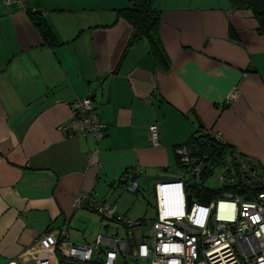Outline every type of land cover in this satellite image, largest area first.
<instances>
[{"label":"crops","instance_id":"1","mask_svg":"<svg viewBox=\"0 0 264 264\" xmlns=\"http://www.w3.org/2000/svg\"><path fill=\"white\" fill-rule=\"evenodd\" d=\"M25 3L0 1V264H37L40 237L63 226L69 241L72 230L85 239L74 222L84 218L89 227L90 213L102 229L84 244L112 225L124 238L117 221L105 225L87 207L76 209L77 195L116 205L129 220L147 219L129 217L123 175L136 176L137 192L156 206L155 184L182 178L177 150L193 146L199 129L220 134L264 169V36L237 0H153L167 70L147 38L134 41L121 13L135 1ZM38 17L53 41L42 36ZM87 96L104 124L100 139L59 129L73 102ZM153 124L159 146L150 141Z\"/></svg>","mask_w":264,"mask_h":264},{"label":"built area","instance_id":"2","mask_svg":"<svg viewBox=\"0 0 264 264\" xmlns=\"http://www.w3.org/2000/svg\"><path fill=\"white\" fill-rule=\"evenodd\" d=\"M1 3L25 0H0ZM239 94L234 90L228 101ZM66 135L91 133L96 139L104 136V124L91 97L73 102L72 118L59 126ZM225 144L218 133L206 131ZM150 141L160 145L157 124L150 126ZM181 179L155 184L156 216L154 219L129 220L117 215L116 205L80 192L75 208L87 207L103 218L107 225L117 221L126 229L125 237L98 234L93 244H77L68 240V226L54 229L40 237L37 264H60L58 256L81 264H264V169L253 157L233 149L231 155L215 162L198 147L182 145L177 150ZM215 167L221 172L208 202H189L195 188L207 187L206 178ZM120 186L131 193L139 189V179L127 172ZM183 191V204L166 206L164 195ZM150 225V232L137 239L134 229Z\"/></svg>","mask_w":264,"mask_h":264},{"label":"trees","instance_id":"3","mask_svg":"<svg viewBox=\"0 0 264 264\" xmlns=\"http://www.w3.org/2000/svg\"><path fill=\"white\" fill-rule=\"evenodd\" d=\"M135 2V7L121 10L122 15L134 26V41L147 38L157 65L163 70H167L169 68L168 58L157 35L160 21L159 12L153 8V0H135ZM237 2L252 12L257 22L256 31L259 35L264 36V0H237ZM35 15L37 14L35 13ZM36 23L40 27L44 39L53 41V35L45 22L38 17ZM197 133V137L192 139L193 146L198 147L200 152L207 154L211 160L219 162L233 153L232 147L218 142L206 131L199 129ZM214 192L215 190L210 187L195 188L189 195V202L193 200L192 198H195V201L208 202Z\"/></svg>","mask_w":264,"mask_h":264},{"label":"rangeland","instance_id":"4","mask_svg":"<svg viewBox=\"0 0 264 264\" xmlns=\"http://www.w3.org/2000/svg\"><path fill=\"white\" fill-rule=\"evenodd\" d=\"M221 172L220 167H217L216 169H214V172L212 174L211 177H209L208 179H206V183L210 186H215L217 185V181H216V177L219 175V173ZM124 196L128 198L127 203L129 205L132 206V213L131 215H129L130 218H132V216H139V215H143L145 216V218L150 219L153 218L155 216V205H154V197L151 196L150 194H148V192L144 191L143 189H140L139 192L133 194L131 192H124ZM147 200L149 202L152 203V207L147 205ZM134 201V204H133ZM153 205L155 206L153 208ZM89 214V212H87ZM92 218V222L90 223V226H84L82 224V221H86L84 220V218H78L79 221H81V223H79L78 221H75L74 223H76L74 226L78 227V228H83L85 229V239L84 237H82V235H80L78 232L79 231H71V237H70V241H73L75 243H80V244H84L86 242L90 243L92 237H94V235L98 232L101 231L102 226L100 225V221L97 218V215L90 213L89 214ZM151 226L150 225H144L142 227H140L139 229H134L135 235L138 237L139 236V231L143 232V233H147L150 232ZM114 229H113V225L111 227H109L106 232L103 231V234H107L109 236H113L116 235V233H114ZM121 234V235H120ZM119 236H123L122 233H120ZM63 264H76L74 262L71 261H63ZM77 264H81V263H77ZM146 264H150V261L146 262Z\"/></svg>","mask_w":264,"mask_h":264},{"label":"clouds","instance_id":"5","mask_svg":"<svg viewBox=\"0 0 264 264\" xmlns=\"http://www.w3.org/2000/svg\"><path fill=\"white\" fill-rule=\"evenodd\" d=\"M183 191H179L178 193H176L175 195H171V194H165L164 195V203L166 206H175L177 204L182 205L183 204Z\"/></svg>","mask_w":264,"mask_h":264},{"label":"water","instance_id":"6","mask_svg":"<svg viewBox=\"0 0 264 264\" xmlns=\"http://www.w3.org/2000/svg\"><path fill=\"white\" fill-rule=\"evenodd\" d=\"M129 1H135V0H129Z\"/></svg>","mask_w":264,"mask_h":264}]
</instances>
